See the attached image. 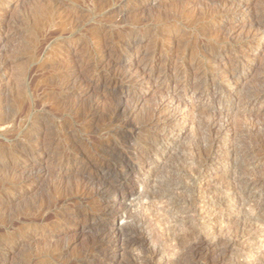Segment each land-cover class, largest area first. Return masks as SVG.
I'll use <instances>...</instances> for the list:
<instances>
[{
    "label": "rangeland",
    "instance_id": "rangeland-1",
    "mask_svg": "<svg viewBox=\"0 0 264 264\" xmlns=\"http://www.w3.org/2000/svg\"><path fill=\"white\" fill-rule=\"evenodd\" d=\"M116 1L0 0V3L10 4L9 9H3L0 12V62L6 60L5 69L0 70V264H153L144 260L145 251L139 245H137L139 248L136 246L131 249L119 248L120 242H108L107 245L117 246L114 249V254L110 255L91 253L88 250V245L92 241L97 227L100 229H116L122 226L128 228L130 224L128 229H139L144 217H141L143 211L138 207L140 206L138 195L133 198V202L137 200V203H127L134 211L133 216L127 214V217L123 219L119 217L110 219L99 212L85 211L74 223L75 225L71 222H67L66 225L61 222V219L72 208L77 207L83 201L82 197L71 195L74 190L69 189V183H75L79 168L71 166L69 169L65 165L62 166V160L66 159L64 153H67L66 151L72 144L82 148L94 143H113L116 140V130L112 129L94 137L84 131H77L76 128L80 125L79 113L76 114L77 109L81 108L80 110L84 112L97 102L96 121L106 123V120L112 117L120 94L127 96L124 98L123 104L136 108L137 123L147 121L154 106L172 96L181 98L180 106H187L189 109H194V112L192 117H189V124L185 131L171 146L169 166L167 165L163 172L156 169L144 176L136 174L132 181H124L121 186L117 185L119 190L126 189L132 183L138 184L146 180V189L149 193L153 188V192L150 193L152 196L150 198H154L152 201L156 196L157 198L162 197L161 195L166 194L167 191L172 194L183 191L182 197L187 194L191 198L192 189L190 188L193 187L194 178L188 170L197 168L202 153L210 149L208 146L215 131L207 130L206 120L209 119V114H218L220 112L218 110H221L223 106L225 107L223 112L229 115L230 121L235 126L236 136L231 134L229 138L227 137V142L224 143L227 146L222 148L218 146L219 148L215 149L221 150L224 154L240 140L238 144L241 143L244 150L247 146L250 149L244 164L245 176L259 175L264 180L262 153L264 152V104L253 103L241 95L249 88L251 91L253 88L255 91L264 90V33L256 30V33L253 34L254 22L251 24L249 20L262 0H243L246 7H249V9L242 7L244 10L239 8L236 2H229L224 7V14L214 12L215 6L210 8V3H213L210 0H127L122 4H116ZM57 3L65 5L68 11L74 13L76 9L79 13L68 20H66L68 16L62 17V14L58 13L50 24L42 19L38 21V25L34 22L33 9L35 6H52ZM230 5L231 8H229ZM91 6L97 7L99 10L95 17L87 14V10ZM166 21L171 22L168 24ZM58 27L70 29L71 35H66L61 42L52 43L49 48L47 46L43 54L39 55L44 46L41 40L43 35ZM98 30H104L105 33L113 32L116 37L120 38L138 30L142 37L141 45L150 54L155 51L153 64L158 69L161 68L164 75L157 78L158 72H156L153 75V80L145 84L120 83L109 89L105 87L103 81L115 78L117 74L128 68H134L136 58L133 54L120 57L117 53L118 50L106 54L105 48H103L104 42H101L100 37H96ZM214 51L216 56L208 58L207 54ZM218 61H227L233 67L238 65L234 72V77L237 78H234L235 82L230 84L235 97L234 107L231 111L226 109L227 104L217 101L219 98L206 103L201 98L197 99V95L192 89L187 88L186 92H182L184 83L181 73L189 72L193 75L192 73L196 71L195 68L200 72H207ZM97 63H101L103 68L100 74L102 79L99 82L83 80L86 72L93 69ZM192 65L194 66L192 67ZM165 78H168L166 80L170 81V85L167 90L163 88V91L157 84L161 85ZM154 81L157 84H154ZM219 81L224 83V77ZM229 83V80L225 81L226 85ZM164 86L165 84H163ZM205 103L206 105H204ZM108 114H111V117ZM27 119L31 123L37 124L38 129L18 138L17 145L21 146L20 148H17L13 142L8 143L4 140L18 131H23ZM192 122L193 130L195 129L193 132L190 130ZM241 130L242 132L246 131L245 133L239 132ZM209 132L210 137L207 136ZM113 134H115L114 137ZM141 136L139 137L145 141L154 138L152 134ZM236 138H238L237 141ZM230 161L231 159L226 158L225 162L218 163V160L215 159L210 163L212 171L215 173L205 182L204 199L206 200L203 199V202L207 203L205 209L208 208V212L212 214L215 213L214 204L226 197L225 188L229 186L232 177ZM185 164L187 166L189 164V166L187 167ZM190 165L193 167L191 168ZM176 168L179 170L175 171ZM171 175L172 177H170ZM164 177L168 178L167 181ZM157 179H159V183ZM107 182L112 183V178ZM156 183H158L157 186ZM173 185L175 188L172 187ZM66 186L68 188L65 190ZM164 190L166 193L163 192ZM64 193L65 195H63ZM67 193L68 195H66ZM257 193L256 202L260 208L256 226L258 225L259 228L258 226V229L256 228L258 237L253 246L255 249L253 263L264 264V187L258 188ZM187 196L182 199L185 203L189 199ZM64 197L69 199L65 203L62 199ZM99 200L104 201V198L100 196ZM189 200L187 202H190ZM169 203L167 200L164 206L152 204L149 210L154 213V210L165 207L166 216L172 220L170 221L166 217L167 222L176 223L178 230L179 226L181 229H185L184 231L180 229V232H195L194 234H196V229L200 228L201 218L196 215L191 216L193 214L190 215V213L181 210H175L177 213L171 211L172 206ZM167 208L169 209L167 210ZM244 210L242 208L239 211L241 220H252L250 214L245 213ZM128 215L130 216L129 220ZM176 216L177 218L174 220ZM180 216L182 219L186 217L183 219L184 221L180 219ZM234 217L225 218L222 222L216 223L215 228L229 229L233 225ZM88 219L93 220L97 227L91 228V230L87 227L84 228ZM49 223L55 225L51 228L47 227ZM153 227L150 230L153 229L155 234V231L158 230ZM150 230L149 232L153 236ZM177 231L174 229V232ZM158 232L153 238L161 235L163 239H160V236L156 237L158 239L156 240L159 241L156 249L163 253V250H166V238ZM174 232L172 231L170 234L178 235V232ZM192 239L194 240V238ZM159 243L164 246L161 247ZM247 246L246 243H238L224 254V250L220 249L223 247L222 245L206 258H199L200 260L196 258L193 261L181 259L178 264H187L188 262V264H215L214 262L223 254L229 255V260L225 264H246L248 258L243 253L250 248ZM178 255L180 260L181 256Z\"/></svg>",
    "mask_w": 264,
    "mask_h": 264
},
{
    "label": "bare ground",
    "instance_id": "bare-ground-1",
    "mask_svg": "<svg viewBox=\"0 0 264 264\" xmlns=\"http://www.w3.org/2000/svg\"><path fill=\"white\" fill-rule=\"evenodd\" d=\"M124 1L127 0H117L115 3L122 4ZM210 1L213 2L210 3V8L211 6L214 5L215 6V8H213L214 12L221 14H224L225 12L224 7H226V4H228L229 2H236L239 8L246 7V3L243 2V0H210ZM259 4L260 6L258 7V9L249 18L251 24L252 22H254L252 28H254L255 30L254 32L250 30L253 34L256 33L255 32L256 30L257 31L260 30V32L264 33V1L262 0ZM9 5L0 3V12L3 9H9ZM66 8L67 7L62 3H57L56 5H52V6L37 5L33 9L34 22L38 25V21L42 19V20H46V23L50 24V22H53V17H55L58 13L59 15L62 14L61 15L62 17L68 16L66 20H68L69 18H73V16H75L76 13L77 14L79 13V11H77L76 9L74 10L73 13L71 11H68V9ZM229 8H231V5ZM247 8L249 9V7H246V9ZM98 12H99L98 8L93 6L89 7L87 10V14L92 17H95ZM170 22L171 21H166V23L168 24ZM97 34L98 35L96 37H100L102 39L101 42H104L103 48H105L106 54H110L115 50H118L119 52L117 53L118 56L120 57H124L128 54H133L134 58H136L135 61L136 66L134 68H128L127 70H124L119 74H117L115 78H109L103 81L104 84L103 83L102 84L108 89L113 86H118V84L120 83H129L131 85L149 83L150 80H153L152 79L153 75L156 72H158L157 78L164 75V71L161 70V68L158 69L153 64V59H154L153 57L155 55V51L152 52L153 54L152 53L150 54L141 45L142 37L140 35L141 33L138 30L122 38L116 37L113 32L105 33L104 30H98ZM66 35H71L70 29L58 27V28H53L48 32H46V34L43 35L41 39L42 44L44 46L40 51L39 55H42L43 52L46 50V47L48 46L49 48L52 45V43L61 42ZM118 46L120 47L118 48ZM121 48L122 50H120ZM214 56H216L215 51L207 54L208 58ZM193 66L194 65H192V67ZM237 66L233 67V65L231 66L227 61H220V62L218 61L216 65L211 69H209L207 72H200L197 70V68H195L196 71L192 73L193 75H191V73L189 74V72L181 73V79H183V83H184L182 92H186L188 89H192L194 93L197 95V99L201 98L206 103L208 101L213 102L216 98H219L217 101L219 103L222 101L225 104H227L226 109H228V111H231L233 110L234 107L235 97L234 94L232 93L230 84L231 82H235L234 78H237L236 76L234 77L235 74L234 72ZM5 67H6V60H4V62H0V70L5 69ZM102 70L103 68L101 67V63L95 64L93 66V69L86 72L87 74L84 75L83 80H85L86 82L97 80L99 82L102 79V76L100 75L102 73L101 72ZM222 77H224L225 81L229 80L230 83L226 85L225 81L224 83L220 82L219 79ZM166 79L168 78H165L164 81L162 80L163 83L161 85L156 83L157 79H155L156 81H154L153 83L157 84V86L160 87V89L163 90L164 88V90H167L170 85L169 83L170 81ZM165 81L167 82L164 83ZM163 84H165L164 87ZM249 89L242 92L241 95L244 97V99L251 101L253 103L260 102L261 104H264V90L260 89L258 91H255L253 88L251 91V89L250 90ZM165 95L167 94L165 93ZM126 97L127 96H125L124 94H120L119 102L118 104H116V108L114 107L115 109L112 112V117L110 116L111 114L110 115L108 114L109 117L111 118L109 120H106V123L102 121L99 122V120L98 122L96 121L95 116H96V110L98 108L97 102L92 104V106H90L88 110H84V112L80 110L81 108L77 109V112L75 110L76 114L79 113L78 116L80 117V125H78V127L76 128L77 131H84L85 133H88L92 137H94L102 132L109 131L112 129L114 131L116 130V136H115L116 140L114 142L112 141L113 143H107V142L100 144L94 143L93 145L84 146L82 148L79 147L78 145L72 144L68 148V151H66L67 153H64L66 159L62 160L63 161L62 166L65 165L69 169L71 168V166L72 167L78 166L79 168L77 174L78 176L76 177L77 179L75 180L73 179L75 183L74 184L73 183L71 184V182L69 183L70 184L69 189L74 190V192L70 191L73 193V194L71 193V195L75 197L78 196L82 197L83 201L77 207L75 206V208H72L68 212V214H66L65 217L61 219V222H64L65 225L67 222H71L74 224L76 223L78 218L82 215V213H84L85 211L90 213L99 212L100 214H103L105 217L110 219L116 217L122 219L126 218L127 214L131 216L134 212L133 210L130 209V206L127 203L128 202L137 203L136 202L137 200L133 202V198L135 195H138L140 199L138 203L140 204V206H138L139 204L136 205L141 208V210L143 211V214L140 212L142 214L141 217H144V220L141 222V226L138 227L139 229H131V228L128 229L130 224L128 228L122 226L121 228L119 227L116 229H110V228L100 229L97 227V224L94 223L93 220L91 219L87 220V222L85 223L86 226H84V228L87 227L88 229L90 228L91 230V228L93 229L97 227L95 231L92 230L94 231L92 241L89 240L90 244L88 245L89 246L88 250H90L91 253L93 252L101 253L103 255L114 254V249L117 246L113 247V245H107L106 243L118 241L121 243V246H119V248L123 247V248L131 249L134 248L135 246L136 248H139L137 247V245L143 247L145 251L144 260H148L149 263L178 264L179 261H181V259H184L185 261H191V260L193 261L196 258L197 259L206 258L209 255H211L218 247L220 248L222 245L223 247L220 249H223L224 250L223 252L225 254V252H229V250L234 248L235 245H237L238 243H242V244L246 243L248 245L247 247H250L247 249L245 253H243L246 256V258H248L246 264H254L253 257L255 255L254 254L255 249L253 248V246L256 238L258 237L256 230L259 228V226L257 225L258 226L257 228L256 224H258V222L256 220L258 216V210L260 208V205L257 204L256 199L258 197V193H257L258 188L264 187V180L261 177H259V175L245 176L246 174L244 173L246 172H244L245 170L244 164H245V159L248 157V152H250V149H248V146L245 145L247 146L246 148L247 150L246 149L244 150L243 145H240L241 143L238 144L240 140L237 142V144L235 143L231 147L232 149L230 148L226 152H224L225 155L221 150L220 151L216 150L217 149L216 147L218 146H220V148L227 146L224 143L227 142V137L229 138L231 134L234 135V137L236 136L235 135L236 129L234 124L232 123V121H230L229 115H227L226 112L225 113L223 112L225 107L223 106L221 110H218L220 111L218 114L216 113L209 114V119L206 120V124L208 127V129L207 128L206 129L211 132L215 131L214 132L215 134H213L211 143L208 146L210 149L208 148L209 150H207L205 153H202V156L200 157V161H198L197 163V168H192L193 165L192 167L190 165L192 169L191 171L188 170L189 172L192 173V176L194 178V184H193L194 190L193 187L190 188L192 189V194L190 193L191 198L190 196L188 197L186 194L187 198H189L190 200L187 199L186 203L183 202L182 199L186 197V196L182 197L181 193L183 191L181 193L173 192V194L170 192L171 193L170 194L168 191L166 193V190H164L163 192H165L166 194L163 193L164 195H161L162 197L160 198H157L156 196L157 199L155 198V200L152 201V199L154 198L152 199L150 198L151 196L150 193L153 192V188H152V192L150 191L149 193V191L146 189L147 186L146 180L141 182L139 181L140 183L138 184L136 183H132L130 185L128 184L129 186H127V188L124 190H119V187H117V185L121 186L124 181L126 182L132 181L133 180L132 178H134V175L136 174H140L144 176L152 173L156 169H158V171L160 172H163V169L167 168V165L170 164L169 160H170L171 146L177 140L179 135H181L182 132L185 131V128H187L189 124L188 121L189 117H192V113L194 112V109H189L187 106L181 107L180 106L181 98L172 96L168 99L165 98L164 100L160 101L156 106H154L153 110L152 111L150 110L151 113H149L150 115L147 121L137 123V120L135 119L136 108L134 106L123 104V100ZM206 103L204 105H206ZM174 107L176 108L174 109ZM190 125H191L190 130L193 132L195 130V129L193 130V126H194L193 122L192 124L190 123ZM24 127L25 129L23 131L22 130L18 131L14 133L11 137L5 138L4 140L7 141L8 143L13 142V144H15L17 148H20L21 146L18 147L17 145L18 138L22 135L26 136L29 132L38 129L37 124L31 123L28 119L25 121ZM245 131L246 130H244L243 132L245 133ZM239 132H242V130ZM144 134L146 135L152 134L154 138H149L146 141L142 140L143 137L141 135ZM114 135L115 134H113V137ZM139 136H141L142 138H140ZM207 136L210 137V132ZM237 139L238 138H236V141ZM262 153L264 157V152ZM226 158L231 159L230 169L232 172V177L229 186L225 188L226 191V195H225L226 197H224L225 199L219 200L218 202H216V204H214L213 207L216 208H215V213L213 212L214 214H212L211 212H208L207 210L208 208L205 209V205L207 203L203 202L205 188H206L205 182H207V180H209L211 176H213V174L215 173L212 171V167H211L212 164L210 163L214 162L215 159L218 160V163L225 162ZM185 163L187 164V162ZM177 169L178 168H176L175 171ZM157 173L159 174V172ZM162 174L163 173H161V176H163ZM170 177H172V175ZM110 178H112V183L107 182V180H109ZM165 179L167 181L168 178L166 177ZM157 180L159 183V179ZM158 183H156V186L158 185ZM169 185H171V183H169ZM172 187L175 188V185H173ZM66 188L68 187L66 186L65 190ZM63 195H65V193ZM66 195H68V193ZM100 196L104 198V201L99 200ZM66 197L62 198L64 199L63 203L69 200L66 199ZM167 200L168 202L171 203L172 206L171 211L181 210L182 212L184 211L186 213H190V215L193 214L191 216L196 215L201 218V223L199 225L200 228L196 229L197 230L196 234H194L195 232L193 233L180 232L179 230L181 229L180 228L181 226H179V230H178L176 223L167 222L166 219L167 212H165L166 210L165 207L162 208V209L165 208L164 210L153 209L154 213L153 211L149 210V207H151L152 204L158 206L159 205L164 206ZM188 200L190 202H187ZM163 202L164 204H162ZM208 205L210 206L211 204ZM242 208L245 209L244 210L245 213L247 212L250 214V218L252 217V220H247V221H245L246 219L244 221L241 220L239 211ZM168 209L169 208H167V210ZM148 210L150 211V213L148 212ZM129 215H128V220L130 219ZM172 216L174 217V215ZM232 216L234 217V220L232 222L233 223L232 227H230L229 229L222 227L218 229L215 228L216 223L218 224V222H222L225 218H229ZM181 217L182 216H180V219H182ZM167 218L169 219V217ZM176 218L177 216L174 218V220ZM247 218L249 219V217ZM133 223L136 224L135 222ZM54 225H55L54 223H49L47 227L49 226L51 228ZM152 227L154 229L156 228L160 232V234H162V236L164 235L165 236L164 238H166L165 241L166 250L164 249L165 250L164 251L162 249L163 253H160V251L156 249V246L158 247V242H159L157 241L158 239L156 238L158 235L155 236V238L153 237L154 235H156V232L158 231H155L154 234L152 231L153 229L150 230V228ZM171 229H173L172 230L173 232L174 229H176V231L178 230L179 231V232L177 231L178 235L177 234L174 235L173 233L170 234L172 232ZM149 230L152 231L153 236H151ZM182 230L183 229H181V231ZM159 236L158 237L161 239L162 238L161 235ZM192 238H194V240ZM161 243H163L162 240ZM219 244L222 245L220 246ZM140 252H141V248H140ZM140 252L138 251L139 254H141ZM178 254H180L181 256L180 260ZM224 254L222 256L219 255L220 258H218L219 256L217 255L218 256L216 257L218 258L217 260L214 258L215 257L214 256L213 258L214 260H216L214 263L225 264L226 261L229 260V255L228 254L224 255Z\"/></svg>",
    "mask_w": 264,
    "mask_h": 264
}]
</instances>
